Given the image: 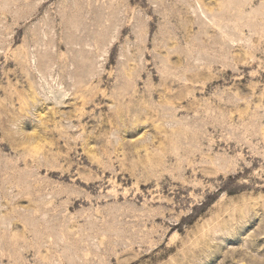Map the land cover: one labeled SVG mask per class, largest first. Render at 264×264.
Segmentation results:
<instances>
[{
  "label": "rangeland",
  "instance_id": "1",
  "mask_svg": "<svg viewBox=\"0 0 264 264\" xmlns=\"http://www.w3.org/2000/svg\"><path fill=\"white\" fill-rule=\"evenodd\" d=\"M0 264H264V0H0Z\"/></svg>",
  "mask_w": 264,
  "mask_h": 264
}]
</instances>
